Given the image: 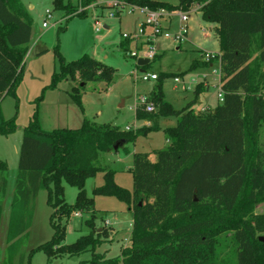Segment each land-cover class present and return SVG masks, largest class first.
<instances>
[{
	"label": "trees",
	"instance_id": "obj_1",
	"mask_svg": "<svg viewBox=\"0 0 264 264\" xmlns=\"http://www.w3.org/2000/svg\"><path fill=\"white\" fill-rule=\"evenodd\" d=\"M95 1L79 3L86 7ZM125 1L151 11L186 12L199 6L200 18L216 25L222 101L201 113L188 105L176 111L163 101L160 83L149 97L156 113L136 110L135 118L149 125L135 131L85 118L77 129L44 131L36 108L22 129L1 264H29L31 254L39 250L48 261L89 252V264H264V242L259 241L264 237V214H253L255 206L264 203V148L259 144L264 125V0ZM54 6L70 18L86 17L85 11L75 13L61 0H55ZM30 42V19L20 1L0 0V102L14 94ZM128 46V40L120 43L125 54ZM54 53L57 70L48 88L62 81L81 83L68 92L80 109V91L87 83H112V67L87 55L65 62L57 49ZM196 66L193 61L191 68ZM201 91L200 83L195 96ZM170 116L177 117L176 124L163 130L168 145L154 152L155 159L143 153L132 155V191L115 185L111 172L98 165L99 156L113 152L117 143L114 152L120 148L127 152L125 145L159 131V117ZM15 130L14 118L6 121L0 115V133ZM99 172L104 173V184L94 188L92 195L114 197L127 206L132 217L128 245L112 258L95 252L106 235L90 219L85 221L89 233L70 245L61 244L64 227L52 223L51 240L26 255L23 244L39 189L47 190L51 219L67 221L73 213L92 209L84 183ZM62 182L77 190L72 205L63 199ZM6 184L7 166L0 161V217ZM225 251L228 254L222 257Z\"/></svg>",
	"mask_w": 264,
	"mask_h": 264
},
{
	"label": "rangeland",
	"instance_id": "obj_2",
	"mask_svg": "<svg viewBox=\"0 0 264 264\" xmlns=\"http://www.w3.org/2000/svg\"><path fill=\"white\" fill-rule=\"evenodd\" d=\"M19 1L30 19L31 42L14 94L6 95L0 102L1 117L6 121L14 118L16 126V130L10 134L0 133V161L7 166L6 193L2 201L0 217V264L5 247L9 204L17 174V154L22 129L27 125L36 108L39 126L44 131L77 129L83 118L99 125H111L121 131H125L126 127L130 131H135L147 126L148 123L135 118L138 97L145 96L151 102L149 97L160 83L163 101L176 111L188 105L193 112L201 113L206 99L210 107L220 104L216 97L218 89L215 87L202 90L197 96L194 93L203 75L210 73L211 76V71L217 68L216 63L212 68L202 66L200 56L204 52L217 53L218 43L213 35L215 25L203 21L200 13L191 9L192 7L185 23V42L178 45L172 39L156 38L153 42L156 57L142 69L137 67L134 59L127 57L118 46L121 34H133L137 31L142 17L136 11L125 10L119 15L120 19L104 16L100 19L102 29L95 32L92 17L93 12L97 11L94 8L97 7L83 10L85 8L80 5L79 0H61L64 5L70 4L76 9L75 13L83 11L86 13L85 18H70L64 10L55 8V0ZM46 11L50 13L48 19L45 15ZM43 22H46L47 26L44 29L41 28ZM179 26L177 12H173L166 21L162 22V27L170 34H176ZM56 49L65 62L75 61L82 55H87L112 67L115 70L112 83L108 86L99 82L87 83L80 91L79 100L82 107L80 109L68 92L71 87L80 86L81 83L62 81L54 89L48 88L52 75L57 70L54 53ZM132 49L131 45L129 50ZM193 61L197 63L195 68H191ZM145 74H154L157 80L144 82L141 76ZM210 76L208 81H213ZM174 78L179 82L175 83ZM214 80L216 81L217 78ZM39 96L42 98L37 101ZM176 121V116L159 117V131L138 136L132 143L125 145L127 152L120 148L117 152L101 154L98 165L104 171L111 172L115 185L131 192L132 176L129 170L132 166V155L143 153L152 160L154 151L165 146L163 130L174 127ZM259 144L264 148V125L259 130ZM103 177L104 173L99 172L86 179L84 192L87 198L93 200L92 209L88 212L73 213L67 221L63 218L51 219L53 209L46 202L47 190L41 187L33 201L32 221L23 244L25 254L51 240L52 223L64 227L61 244L70 245L79 237L89 233L85 221L93 219L94 228L97 230L103 228L106 235L95 252L104 255L105 258L118 256L120 248L129 243L132 217L127 206L118 199L92 195L94 188L104 184ZM61 184L65 203L72 205L77 194L76 188L64 182ZM253 214H264V203L257 204ZM227 254L228 251H225L222 257ZM89 260L90 253L86 252L72 257L55 256L48 261L46 254L39 250L31 254L29 264H89Z\"/></svg>",
	"mask_w": 264,
	"mask_h": 264
},
{
	"label": "built area",
	"instance_id": "obj_3",
	"mask_svg": "<svg viewBox=\"0 0 264 264\" xmlns=\"http://www.w3.org/2000/svg\"><path fill=\"white\" fill-rule=\"evenodd\" d=\"M84 8L85 9L83 10H86L87 8H94L95 11L97 10L96 13L93 12L92 17L94 21L93 29L95 32H98L100 29H102L100 19H102L104 16L107 18H115L118 17L121 12L129 10V12L136 11L142 17V21L139 23L138 29L135 33L121 34V38L123 40H128L129 44H132L133 46V49L128 50L125 55L131 59H134L135 62H137L138 59L148 60V62H150L156 57V50L153 46V42L156 38L172 39L178 45H181L185 42V23L187 22V17L189 15L190 9L186 12L173 11L177 12L180 26L176 34H170L168 30L162 27V22L166 21L170 17V14H172L173 12H168L163 9L151 11L145 7L130 5L125 0H96L95 2ZM191 9L198 11L199 6L194 5ZM45 15L48 19L50 13L46 11ZM46 27V22H43L41 28L44 29ZM146 30H148V33H146ZM200 57V62L209 64V67L211 68L213 67L214 63H216L217 68L212 70V74L215 76V78L218 79V86H220L219 54L204 52ZM141 80L144 82L156 81L157 76L154 74H145L141 76ZM173 81L175 83L179 82L177 78H174ZM216 97L220 103L222 101V93L219 87ZM136 107V110L139 109L140 111H143L147 114H152L155 111L153 103L149 102L145 96L138 97ZM125 130L128 131L129 128L126 127ZM74 215L78 216L77 214ZM105 224L108 223L105 222Z\"/></svg>",
	"mask_w": 264,
	"mask_h": 264
},
{
	"label": "crops",
	"instance_id": "obj_4",
	"mask_svg": "<svg viewBox=\"0 0 264 264\" xmlns=\"http://www.w3.org/2000/svg\"><path fill=\"white\" fill-rule=\"evenodd\" d=\"M118 19H120L119 18V16H118ZM142 21V19L140 20V22ZM215 27H216V25H215ZM215 27H213V29L215 28ZM213 35H214V33H213ZM215 37V36H214ZM215 39H216V37H215ZM122 41H124L122 38H120V40L118 41V46L120 47V43L122 42ZM217 41V40H216ZM132 44H129V47L131 46ZM219 52V48H218V51H217V53ZM208 73V72H207ZM208 76H210V73L209 74H205V75H203V77H202V80H200V82H198L197 83V85L198 84H200L201 83V87H202V90L204 91V90H208L209 89V87H215L216 89H218V79L215 81L214 80V78H215V76L212 74V71H211V76L210 77H212L213 78V81L211 80V81H208L209 79H208ZM212 83V84H211ZM206 102H205V107H203L202 109H201V111H210V110H212L215 106H217V105H214L213 107H210L209 106V104H208V102H207V99L205 100ZM146 125L148 126L149 124L148 123H146ZM160 128V127H159ZM167 140L165 139V146L164 147H166L167 146ZM163 147V148H164ZM155 152V151H154ZM155 159V155L153 156V159L151 160V161H153ZM132 223V222H131Z\"/></svg>",
	"mask_w": 264,
	"mask_h": 264
},
{
	"label": "water",
	"instance_id": "obj_5",
	"mask_svg": "<svg viewBox=\"0 0 264 264\" xmlns=\"http://www.w3.org/2000/svg\"><path fill=\"white\" fill-rule=\"evenodd\" d=\"M148 63H149L148 60L138 59L136 62V66L143 67V66L147 65ZM80 86H82V84ZM119 145H120L119 143L115 144L113 146V150L116 151L119 148ZM259 241L264 242V237H259Z\"/></svg>",
	"mask_w": 264,
	"mask_h": 264
}]
</instances>
